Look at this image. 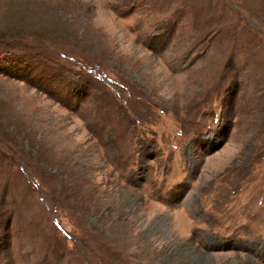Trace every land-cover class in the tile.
<instances>
[{"label": "rangeland", "instance_id": "374dc122", "mask_svg": "<svg viewBox=\"0 0 264 264\" xmlns=\"http://www.w3.org/2000/svg\"><path fill=\"white\" fill-rule=\"evenodd\" d=\"M0 264H264V0H0Z\"/></svg>", "mask_w": 264, "mask_h": 264}]
</instances>
